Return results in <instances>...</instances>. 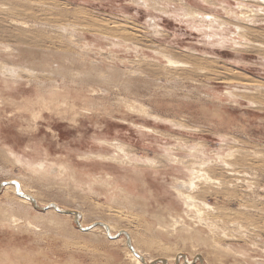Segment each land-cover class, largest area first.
I'll return each mask as SVG.
<instances>
[{"label": "rangeland", "instance_id": "rangeland-1", "mask_svg": "<svg viewBox=\"0 0 264 264\" xmlns=\"http://www.w3.org/2000/svg\"><path fill=\"white\" fill-rule=\"evenodd\" d=\"M0 2L8 9V13L0 16V19L3 17L9 23L11 20L25 22L27 29L24 30L30 35L28 42L17 43V40L13 39L18 31L14 29L16 27L9 23L1 25L3 29L0 27V44L21 50L9 56L0 54V59L8 65L31 69L43 63L45 69H56L65 64L72 73H77L84 66L81 67V64L73 59L76 55L82 54L85 65L109 66L112 63L103 59L104 54L99 55L97 49L107 46L105 37H119L118 39H129L127 43L140 48V53L136 55L133 52L116 51L115 54L119 60L124 61V65L116 61L113 66L124 71L126 67L127 70L132 66L135 69L140 64L142 66L138 68L143 69L145 64H149L152 69L159 72L158 76H149L145 73L141 77L135 76L132 79L135 85L131 87V91H119L116 94L110 92L104 100L97 101L98 105L91 103L92 98L97 96H90L86 88L80 94L76 90H70V96L75 99L77 107L88 108L91 115H86L87 118L76 117L75 126L71 122L73 116L70 113L56 114L52 108L48 111L37 105L33 106L40 92L34 85L29 84L27 77L23 76L20 85L15 84L11 89L2 92L0 149H10L29 161L44 158L55 164L72 163L79 169L83 168V164L77 161V155L96 152L98 139H117L127 145L128 151L135 156L156 160H160L165 148H172L175 155L187 158V153L178 152L177 139L185 145L188 144L187 146L201 144L207 160L215 159V153L225 155L228 149L236 151L235 157L240 152H246L253 163L245 161L239 167V170L247 174L246 178H239L236 182L238 198L216 195L215 193L220 190L212 188L214 193L205 199L210 206L223 212V215L214 219L222 230L226 229L228 232L229 240L223 243L240 252L244 258L234 259L224 252H214L200 242L196 244L192 240L183 241L180 233L169 237L164 232H159L152 218L137 210L134 212L118 207L109 202L106 195L94 196L74 190L73 185L67 182L66 176L63 181L53 179L54 181L36 182L24 167L1 156L0 184L11 179L23 180V183L32 186V190H36L38 206L43 207L40 204L44 205L51 201L60 209L80 212L84 218L82 221L84 228L97 219V214L101 215V223H116L114 228L128 233L134 247L141 244L145 249L146 258L154 259V264H159L161 259L167 260L166 264H179L181 260L172 261V258L178 255L185 256L189 262L194 261V264L200 262L264 264V60L257 49L242 50L235 54L230 47L217 49L208 45L204 37L190 30L185 24L174 22L152 11L149 17L148 11L128 5L127 0H0ZM230 4L235 7L233 1H230ZM148 18L155 19L160 36H156L148 27ZM98 26L104 29L103 32L98 31ZM59 27L66 28L67 31H60ZM71 29L75 41L88 42L95 49L90 53L80 52L81 50L71 45L68 41ZM255 41L264 43V39L260 37ZM24 48L29 50L25 51ZM185 48L196 51L197 54L188 53L184 51ZM156 52L169 54L177 61L187 62L190 67L183 68L184 70L165 68V61L158 57ZM141 57L151 61L144 62ZM137 58L139 60H136ZM260 62L263 63L262 66ZM165 71L169 73L166 74ZM53 76L56 84L62 85L61 78ZM230 77L234 79L231 78L229 81ZM239 77H243L244 81H238ZM147 78L153 81V86L142 85L143 79ZM137 82H140V85ZM93 88L100 95L99 87L96 88L94 85ZM233 89H237L235 101L223 95L226 90ZM118 96L124 98L127 105L133 104L134 100L140 101L139 103H143L153 114L179 122L184 127L155 125L148 118L127 110L117 101ZM250 102H254V105ZM35 112H40L39 118L33 117ZM132 124L149 127L155 130V135L139 132ZM163 173L167 183H171L172 172L168 171L169 176L166 172ZM230 178L226 177L227 180ZM157 180L150 181V184L146 181L147 191L158 190V193H164L166 196L162 197L156 192L154 198H151L146 194L147 199L154 203L151 207L154 208L153 211L159 209L155 205V200L162 206L167 203L176 205L175 200L173 198L171 200L166 194L169 193V189L165 186L161 191L160 178ZM246 182L252 185L251 188L247 187ZM6 197L0 191L1 202H5ZM243 211L245 215H250L249 219H242L240 214ZM28 212L30 215L35 214L32 206ZM237 222L239 224L243 222L241 225L244 231L237 229ZM19 226L22 227L23 224ZM69 226L71 227H67L68 231H63L62 228L50 231L38 227L35 231L32 229L27 232L24 229L0 225V264H135L127 257V250L122 244L111 245L100 230H95L96 234H83L78 230L74 220L69 222ZM251 226L253 228H250ZM242 233L247 235L241 236ZM94 235L99 236V241L93 240ZM120 237L121 234L118 238ZM196 257L199 260H195Z\"/></svg>", "mask_w": 264, "mask_h": 264}, {"label": "bare ground", "instance_id": "bare-ground-1", "mask_svg": "<svg viewBox=\"0 0 264 264\" xmlns=\"http://www.w3.org/2000/svg\"><path fill=\"white\" fill-rule=\"evenodd\" d=\"M127 1L130 6L142 8L148 11L149 17L152 15L150 13V11H152L164 15L174 20V22L176 21L178 23L185 24L190 30H193L195 33L204 37V41H207V44L212 47H217V49L230 47L234 54L242 50L257 49L260 56H262V59L264 60V43L255 41L258 37L264 39V0ZM230 1L235 3V7L230 4ZM7 10L8 9L0 2V16L4 15ZM147 22L148 27L152 29L151 31H154L156 36H160L158 33L159 26L155 19L148 18ZM3 23L6 25L9 22H6L2 17L0 19L1 29H3V26H1ZM9 24L14 25L16 27L14 29L18 30L17 34L13 37L14 40H17V43L24 44L30 40V35L26 34L27 31L24 30V28L27 27L25 22L11 20ZM100 26L103 27L102 25ZM100 26H98V31L103 32L104 29ZM60 31L65 32L67 29L60 28ZM68 36V41L71 42V45H74L76 48L81 50L80 52L88 51L90 53L93 49H95L94 46L90 45L88 42L75 41L76 39L74 38L75 35L73 34L72 29ZM118 38L105 37L104 40L107 42V46L97 49L99 55L103 56L102 54H104L103 59L107 60L108 63H112V65L109 64V66H107L106 64L105 67L98 64L85 65V58L81 56L82 54L76 55L73 60L79 63V65L81 64V67L84 66L83 69L77 73H72L71 69L65 66V64L61 68L45 69L43 68L42 63V65L39 64L36 68L27 69L20 66L8 65L4 60L0 59V86L2 87L0 88V104H2L1 101H3V90L11 89L15 84L20 85L23 81V76H25L27 77L29 84L34 85L40 92V95H37L38 97L36 102L33 103V106L37 105L48 111L52 108L56 114L70 113L73 116L71 122L75 126L77 123L76 117L87 118L86 115L89 114L90 110L84 107L78 108L75 99L70 96V90H76L77 93L80 94L84 91V88H86V92L90 93V96H97V98H92L93 102L91 101V103L98 105L99 103H97V101L104 100L110 92L116 94V92L119 93V91H131V87L135 85V83L132 82V79L135 76L141 77L145 74L149 76H158L159 74V72L152 69L153 67H151V65L145 63H143V65L145 64L142 67L143 69L138 68L142 65L140 66L139 64V66H137L138 64L136 63L137 68L133 69L132 66L130 67L131 69L127 70L126 67L124 71H121V69L113 66V63L116 61L120 65H124V61L119 60L117 57L118 55L115 54L116 51H121L123 53L133 52V54L135 53L136 55L140 53V48H137L136 45L127 43V40L129 39H122L121 37V39ZM0 48V54L2 53L3 55L5 54L8 56L21 51L16 47L13 48L6 44H0ZM184 51L197 54L196 51H189V49L186 48ZM32 53L33 52H31V54ZM156 54L165 61V68H175V70L177 68H182V70H184L185 68L190 67L187 62L177 61L171 55L164 52H156ZM138 58L136 60H139ZM141 58L144 62L151 61L145 59V57ZM263 63L260 62V66H262ZM165 73L168 74L169 72L165 71ZM53 75H57L61 78L62 85L56 84L53 80ZM231 78L232 77H230V80H227L231 81ZM237 79L238 81H244L243 77H239ZM143 80L142 85L147 87L150 85L153 86L152 80H149L148 78L147 80ZM139 83L140 82H137V84ZM94 85H96V88L99 87L98 90L101 92L100 95L97 94L96 89L93 88ZM236 92L237 89L226 90L223 95L225 98L235 101L237 100V95H235ZM118 97L117 101L124 105L127 110L136 115L148 118L155 125L169 124L175 128H182L183 126L180 125L179 122L168 118H162L156 113L153 114L146 106L143 105V103H139L140 101L137 102L134 100L132 101L133 104L128 103L129 105H127V101L124 98L122 99L120 96ZM250 103L254 105V102ZM38 114H40V112L32 115L36 119ZM132 125L135 129L139 130V132L146 133L147 135H155V130L149 127L138 124ZM177 140V145H179L177 149L178 152L187 153V158L175 155L172 148L163 149V155L160 160L153 158H139L129 152L127 145L117 139H98V148L96 152H88L82 155H77V161L83 164L82 169L72 165V163L59 162L58 164H55L44 158L40 160L36 159V161H29L27 158H22L10 149H0V156L5 160L12 161L19 166L24 167V169L27 170L36 182H43L45 180L54 181L53 179L63 181V178L66 176L68 179L67 182L73 185L72 187L74 190L94 196L105 197L104 195H106V199L118 207L133 211L137 210L141 214L152 218L156 222L159 232H164V234L169 237L180 233L182 235L181 240L183 241L192 240L196 244H199L200 242L201 244L209 246L212 250H214V252H224L234 259H243L244 256L241 255L240 252L232 249L230 245L223 243L225 240H229V237L227 236L228 232L226 229L222 230V227H219L214 220L215 218L217 219L220 217L221 214L223 215V212L216 207L210 206L207 202H205V199L214 193L212 188L220 190V192L215 193L216 195L220 194L237 199L238 194L236 192V182L239 178L242 179L247 174L242 170H239V167L242 166L245 161L253 163V160L248 158V154L246 152H237L239 154L235 157L236 151L230 149H228L225 155L215 153V159L207 160L201 144L197 143L195 145L187 146L188 144L185 145V143L181 142L179 139ZM168 171L172 172V176H170L171 183H167L166 178L163 177L165 174L163 172H166L169 176ZM115 173H117V177H115ZM229 176L231 178L227 180L226 177L229 178ZM159 178L161 191H163L166 186L170 193L166 194L169 195L171 200L172 198L175 200L176 205L167 203L162 206L158 205L160 202L155 200V205L159 209L157 211H153L154 208L151 207L154 203H151V201L147 199L146 194H149L151 198H154V193L156 192L157 195L162 197H165L166 195L164 193H158V190L156 192L151 189L147 191V182L150 184V181H158L157 179ZM81 180H86V182L83 183ZM23 182V180L20 181L11 179L8 182L0 184V191L4 194V196H7V200H5V202H1L0 200V225H2V227L24 229L27 232L32 229L35 231L38 227L50 231L62 228L63 231H66L67 227H71L69 226V222L74 220L76 226L79 228L78 230L83 234H93L95 230H100V233L104 236V238H106L108 243H111V245L116 243L122 244V246L127 250V257L135 264H154V259L146 258L145 249L141 244H136L134 247L132 245L134 242L129 239L128 233L114 228V224L116 223H101L100 219H102V216L97 214V219L84 228L82 225V221L84 219L82 218V213L80 214V212L60 209L54 202L51 201L46 202L44 205L40 204L43 207L38 206V202L36 201L38 199H36L37 196L35 194L36 190H32V186H28L26 185L27 183L25 184ZM62 185L63 184H61V186ZM246 185H248V188H251L252 186L249 182H246ZM29 206L34 208V215H30V211L28 212V210H30ZM242 210H244V207ZM246 211H248V209H246ZM240 216L243 220L245 218H250V215H245L244 211L240 214ZM21 223L23 224L22 227L19 226ZM241 224L237 222L236 227L237 229L244 231ZM250 228L253 227L251 226ZM112 231L116 233L112 234ZM119 234H121L120 238H118ZM245 235L247 234L242 233L241 236ZM93 240L96 242L99 241V236L94 235ZM146 246L148 247L147 244ZM195 260H199V258L196 257ZM166 261L167 260L161 259L159 264H166ZM172 261H179V264H194V261L189 262L185 256L181 255H178L176 258L173 257ZM261 263L263 264V262Z\"/></svg>", "mask_w": 264, "mask_h": 264}]
</instances>
